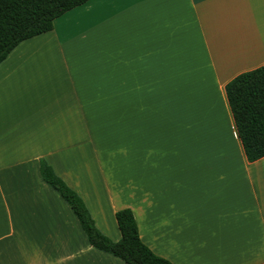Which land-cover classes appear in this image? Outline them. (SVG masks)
Masks as SVG:
<instances>
[{
	"label": "crops",
	"instance_id": "0c3cea01",
	"mask_svg": "<svg viewBox=\"0 0 264 264\" xmlns=\"http://www.w3.org/2000/svg\"><path fill=\"white\" fill-rule=\"evenodd\" d=\"M264 65V0H89L0 64V264H125L92 248L39 161L96 228L171 264H264V157L224 86Z\"/></svg>",
	"mask_w": 264,
	"mask_h": 264
},
{
	"label": "trees",
	"instance_id": "16d2710c",
	"mask_svg": "<svg viewBox=\"0 0 264 264\" xmlns=\"http://www.w3.org/2000/svg\"><path fill=\"white\" fill-rule=\"evenodd\" d=\"M88 1L0 0V64L21 42L51 31L57 18ZM224 93L246 160L253 163L263 158L264 65L235 76L224 86ZM39 174L70 207L92 248L125 264H171L141 242L131 209L115 212L121 238L113 242L96 228L83 200L43 159L39 161Z\"/></svg>",
	"mask_w": 264,
	"mask_h": 264
},
{
	"label": "rangeland",
	"instance_id": "374dc122",
	"mask_svg": "<svg viewBox=\"0 0 264 264\" xmlns=\"http://www.w3.org/2000/svg\"><path fill=\"white\" fill-rule=\"evenodd\" d=\"M112 241V240H111Z\"/></svg>",
	"mask_w": 264,
	"mask_h": 264
}]
</instances>
